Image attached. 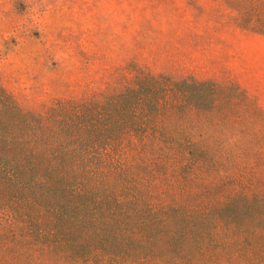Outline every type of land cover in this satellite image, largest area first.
Here are the masks:
<instances>
[{"label": "trees", "instance_id": "1", "mask_svg": "<svg viewBox=\"0 0 264 264\" xmlns=\"http://www.w3.org/2000/svg\"><path fill=\"white\" fill-rule=\"evenodd\" d=\"M264 34V0H227ZM0 97V264H264V108L133 64L121 87Z\"/></svg>", "mask_w": 264, "mask_h": 264}, {"label": "rangeland", "instance_id": "2", "mask_svg": "<svg viewBox=\"0 0 264 264\" xmlns=\"http://www.w3.org/2000/svg\"><path fill=\"white\" fill-rule=\"evenodd\" d=\"M133 64L264 108V34L227 0H0V94L25 110L110 93Z\"/></svg>", "mask_w": 264, "mask_h": 264}]
</instances>
